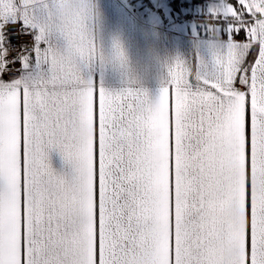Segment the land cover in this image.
Returning <instances> with one entry per match:
<instances>
[{"label":"snow or ice","instance_id":"obj_1","mask_svg":"<svg viewBox=\"0 0 264 264\" xmlns=\"http://www.w3.org/2000/svg\"><path fill=\"white\" fill-rule=\"evenodd\" d=\"M35 3L0 0V264H264V0H225L216 71L177 62L154 103L85 80L95 44L62 54Z\"/></svg>","mask_w":264,"mask_h":264},{"label":"crops","instance_id":"obj_2","mask_svg":"<svg viewBox=\"0 0 264 264\" xmlns=\"http://www.w3.org/2000/svg\"><path fill=\"white\" fill-rule=\"evenodd\" d=\"M99 3L102 15L94 29L98 54L81 66V75L95 87L113 94L125 89L139 90L154 103L170 81L169 69L173 65L181 63L195 84L197 77L216 71L212 51H224L232 43L226 26L215 27L200 18H181L186 11L196 16L214 15L223 8L225 0H99ZM152 5L161 6L164 12H157ZM48 163L58 173L72 171L71 165L55 150L49 153ZM225 210L237 214L230 203ZM220 243L226 261L241 255V242L236 235H224ZM141 254L155 256L138 252L130 256V264H141Z\"/></svg>","mask_w":264,"mask_h":264},{"label":"clouds","instance_id":"obj_3","mask_svg":"<svg viewBox=\"0 0 264 264\" xmlns=\"http://www.w3.org/2000/svg\"><path fill=\"white\" fill-rule=\"evenodd\" d=\"M42 25L62 47V54L75 57L94 44V29L102 15L99 0H36ZM141 264H155L153 255H140Z\"/></svg>","mask_w":264,"mask_h":264},{"label":"built area","instance_id":"obj_4","mask_svg":"<svg viewBox=\"0 0 264 264\" xmlns=\"http://www.w3.org/2000/svg\"><path fill=\"white\" fill-rule=\"evenodd\" d=\"M152 9L156 10L159 13H163L164 9L161 6H151ZM182 19L190 20L194 18H200L204 20L206 23L209 25L215 26V27H221V26H226L227 21L223 18L218 17L216 14L214 15H202V16H196L194 13L186 11L184 14L181 16ZM21 41L25 42H30L31 37L30 36H23V37H13L12 43L15 45H18Z\"/></svg>","mask_w":264,"mask_h":264}]
</instances>
